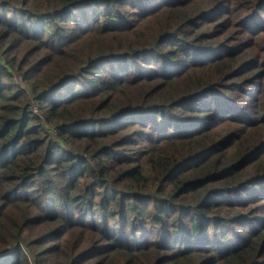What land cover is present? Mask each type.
Masks as SVG:
<instances>
[{
    "label": "trees",
    "instance_id": "obj_1",
    "mask_svg": "<svg viewBox=\"0 0 264 264\" xmlns=\"http://www.w3.org/2000/svg\"><path fill=\"white\" fill-rule=\"evenodd\" d=\"M0 264H264V0H0Z\"/></svg>",
    "mask_w": 264,
    "mask_h": 264
},
{
    "label": "rangeland",
    "instance_id": "obj_2",
    "mask_svg": "<svg viewBox=\"0 0 264 264\" xmlns=\"http://www.w3.org/2000/svg\"><path fill=\"white\" fill-rule=\"evenodd\" d=\"M12 75H13V78H14L16 84H17L20 88H22L23 90L26 91V86H25V84L23 83V81H22V79H21V74H20V75H16V74L12 73ZM32 111H33V110H32ZM33 113H34V114H37V113H38V110H37V112L35 111V112H33Z\"/></svg>",
    "mask_w": 264,
    "mask_h": 264
},
{
    "label": "built area",
    "instance_id": "obj_3",
    "mask_svg": "<svg viewBox=\"0 0 264 264\" xmlns=\"http://www.w3.org/2000/svg\"><path fill=\"white\" fill-rule=\"evenodd\" d=\"M32 110H33V112H37V109H36V106L33 104V106H32Z\"/></svg>",
    "mask_w": 264,
    "mask_h": 264
}]
</instances>
